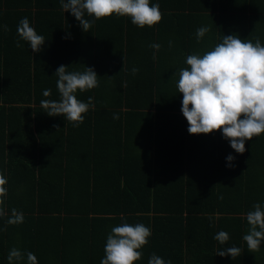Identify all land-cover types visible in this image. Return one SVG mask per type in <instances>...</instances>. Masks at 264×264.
I'll use <instances>...</instances> for the list:
<instances>
[{
	"label": "trees",
	"instance_id": "16d2710c",
	"mask_svg": "<svg viewBox=\"0 0 264 264\" xmlns=\"http://www.w3.org/2000/svg\"><path fill=\"white\" fill-rule=\"evenodd\" d=\"M157 3L163 15L154 27L85 15V32L60 0H0V25L9 29L0 27V175L8 216L24 214L18 225L0 218V264L12 248L38 264H100L112 228L125 222L152 233L135 264L153 253L166 264H264V242L250 252L243 240L246 214L264 207V133L243 154L222 131L190 134L175 75L224 35L264 45V0H150ZM25 17L45 38L39 53L17 33ZM151 44L161 45L156 59ZM61 65L98 74V87L77 93L94 105L79 127L40 105L60 99ZM220 231L229 234L225 245L214 239ZM232 246L242 249L235 259L217 255Z\"/></svg>",
	"mask_w": 264,
	"mask_h": 264
},
{
	"label": "clouds",
	"instance_id": "9594fccd",
	"mask_svg": "<svg viewBox=\"0 0 264 264\" xmlns=\"http://www.w3.org/2000/svg\"><path fill=\"white\" fill-rule=\"evenodd\" d=\"M64 12H70L79 21L83 31L88 32L92 21L85 18L94 17L95 20L112 17H129L131 22L139 28L154 27L162 21L159 4L151 5L150 0H60ZM8 31L7 25H0ZM209 27H200L195 35L199 43ZM17 33L21 40L30 44L33 52L43 50L45 38L37 34L30 26L27 17L20 20ZM17 47H22L17 41ZM155 49L153 59L159 51L160 44H151ZM171 47V42H169ZM189 67L182 68L178 73L177 88L182 94V113L188 122V132L193 135L211 134L222 131L223 137L230 142L231 147L239 154H243L246 141L264 133V45L257 38L255 43L242 40L237 35H224L210 51L203 55L191 54L186 57ZM68 66L61 65L55 72L58 78L56 86L60 99L40 101L44 112L50 117L64 116L67 123L79 127L85 119V114L94 108L92 98L85 103L77 98L78 92H86L99 86L98 74L91 67L85 71H67ZM135 75L139 70L133 68ZM51 89L43 90V96L49 97ZM114 119H119L114 115ZM235 159L231 154L227 156L228 167H233ZM6 179L0 175V218L7 217L6 224L18 225L24 222V214L15 208L11 215L4 207L7 188ZM220 199H223L221 196ZM246 214L249 224L247 234L243 240L250 252H258L264 242V207L256 203ZM5 229H0L3 231ZM151 229L144 224L135 226L122 223L112 228L107 237L104 248L105 256L100 264H135L141 259L142 249L151 236ZM214 239L225 245L230 237L225 231L218 232ZM242 249L227 247L218 250L221 257L231 256L235 259ZM27 257V264H38L37 257L32 252L22 253L12 248L8 254V264H17ZM148 264H166L165 260L155 253L148 260ZM167 264H172L169 260Z\"/></svg>",
	"mask_w": 264,
	"mask_h": 264
},
{
	"label": "crops",
	"instance_id": "0c3cea01",
	"mask_svg": "<svg viewBox=\"0 0 264 264\" xmlns=\"http://www.w3.org/2000/svg\"><path fill=\"white\" fill-rule=\"evenodd\" d=\"M27 244H24V246H26ZM23 264H27V260L24 258V262Z\"/></svg>",
	"mask_w": 264,
	"mask_h": 264
},
{
	"label": "rangeland",
	"instance_id": "374dc122",
	"mask_svg": "<svg viewBox=\"0 0 264 264\" xmlns=\"http://www.w3.org/2000/svg\"><path fill=\"white\" fill-rule=\"evenodd\" d=\"M45 258V257H44ZM47 260V259H46ZM48 262V261H47Z\"/></svg>",
	"mask_w": 264,
	"mask_h": 264
}]
</instances>
